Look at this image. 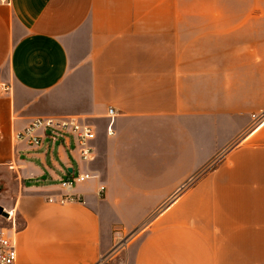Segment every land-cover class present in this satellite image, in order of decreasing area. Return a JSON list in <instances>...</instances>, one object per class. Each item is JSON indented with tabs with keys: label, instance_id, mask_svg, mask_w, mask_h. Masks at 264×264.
<instances>
[{
	"label": "crops",
	"instance_id": "obj_1",
	"mask_svg": "<svg viewBox=\"0 0 264 264\" xmlns=\"http://www.w3.org/2000/svg\"><path fill=\"white\" fill-rule=\"evenodd\" d=\"M261 109L264 0L0 2V206L15 215V264H97L142 226L124 264H264ZM67 117L94 129L91 162L71 141L33 153L14 140ZM83 171L95 177L73 188L81 201L47 202Z\"/></svg>",
	"mask_w": 264,
	"mask_h": 264
},
{
	"label": "built area",
	"instance_id": "obj_2",
	"mask_svg": "<svg viewBox=\"0 0 264 264\" xmlns=\"http://www.w3.org/2000/svg\"><path fill=\"white\" fill-rule=\"evenodd\" d=\"M7 1L8 0H0L1 3H6ZM107 115L109 124L107 125L106 133L112 135L113 117L115 115L114 110L109 108ZM250 119V129L252 130L264 125V109L252 113ZM95 137L96 134L94 129L88 124L83 123L79 118H36L32 120L24 130L16 133L14 135V140L16 143H24L27 150L33 153L45 149L46 147H51L56 143H64L68 146L71 141L73 147L69 149V151L75 154L77 162L87 163L95 158V149L92 146ZM9 168L12 169L13 164H10ZM94 177L92 172L83 171L78 172L75 177L61 180L59 186L64 193L59 197L48 196L47 202L65 205L70 202L81 201L79 196L72 193L74 185L83 184ZM104 190V186H99L98 194H103ZM2 211L5 215L0 214V264H15L17 254L12 236L15 228V215L13 210H6L2 207ZM120 245L121 243L116 246L119 247ZM106 257L107 256L101 258L97 264H106V260H108L105 259ZM118 264L124 263L120 262Z\"/></svg>",
	"mask_w": 264,
	"mask_h": 264
},
{
	"label": "rangeland",
	"instance_id": "obj_3",
	"mask_svg": "<svg viewBox=\"0 0 264 264\" xmlns=\"http://www.w3.org/2000/svg\"><path fill=\"white\" fill-rule=\"evenodd\" d=\"M75 177V176H74ZM62 179H64V177L63 178H61L60 179V181L62 180ZM77 185L75 184L74 185V188L76 187ZM5 206L7 207V205L5 204ZM1 220V219H0ZM144 227L145 226H142V227H139V228H137V229H135V230H133L132 232H130V233H128L126 236H124V237H122L119 241H118V244H122V242L123 241H127V245L129 244V242L133 239V238H135L137 235H139L141 232H142V230L144 229ZM118 244H116V245H118ZM127 245L125 246V247H122V249H119L116 253H114V254H112L114 251H116V249H118V247L117 246H115V248H113L112 249V252H110V254L109 255H107V257L105 258V259H108V260H106V264H116V263H120L121 262V257H122V254H123V252L125 251V249H126V247H127ZM117 247V248H116ZM105 262V261H104Z\"/></svg>",
	"mask_w": 264,
	"mask_h": 264
},
{
	"label": "bare ground",
	"instance_id": "obj_4",
	"mask_svg": "<svg viewBox=\"0 0 264 264\" xmlns=\"http://www.w3.org/2000/svg\"><path fill=\"white\" fill-rule=\"evenodd\" d=\"M126 245H127V241L126 242L123 241L122 244L118 247V249H116V251H114L112 254L116 253L119 249H122V247H125Z\"/></svg>",
	"mask_w": 264,
	"mask_h": 264
},
{
	"label": "water",
	"instance_id": "obj_5",
	"mask_svg": "<svg viewBox=\"0 0 264 264\" xmlns=\"http://www.w3.org/2000/svg\"><path fill=\"white\" fill-rule=\"evenodd\" d=\"M0 214L2 215H5L4 213H3V211H2V207L0 206Z\"/></svg>",
	"mask_w": 264,
	"mask_h": 264
}]
</instances>
